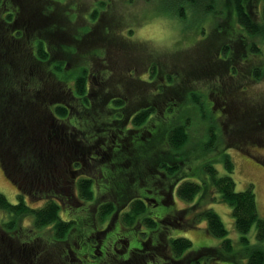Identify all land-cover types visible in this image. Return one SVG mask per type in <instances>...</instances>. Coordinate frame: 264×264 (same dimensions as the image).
I'll return each mask as SVG.
<instances>
[{
	"label": "trees",
	"instance_id": "trees-1",
	"mask_svg": "<svg viewBox=\"0 0 264 264\" xmlns=\"http://www.w3.org/2000/svg\"><path fill=\"white\" fill-rule=\"evenodd\" d=\"M44 2L35 11L27 0H0V162L19 189L16 204L0 192L6 215L0 264H264L257 194L254 185L237 190L236 165L226 150L264 148V104L238 100L235 113L236 101L228 96L234 89L226 80L208 95L179 73L161 72L157 62L146 79L139 77L132 57L152 50L136 48L114 26L105 29L106 48L122 53L128 65L97 50L107 68L81 67L69 86L68 60L78 50L62 47L68 60L54 54L60 33L68 36L73 23L52 21L53 7ZM167 3V13L204 35H195L194 43L214 42L210 48L231 78L264 80V0ZM110 5L99 1L103 9ZM102 13L94 10L91 17L96 22ZM206 24L213 30L208 35ZM76 31L78 39L71 37L84 41L88 34ZM39 71L55 79L51 90L40 89ZM199 130L200 140L194 136ZM217 202L232 209L240 253L210 208ZM203 224L223 239L220 247L194 251L190 239L175 236ZM254 228L255 244L249 237Z\"/></svg>",
	"mask_w": 264,
	"mask_h": 264
},
{
	"label": "rangeland",
	"instance_id": "rangeland-1",
	"mask_svg": "<svg viewBox=\"0 0 264 264\" xmlns=\"http://www.w3.org/2000/svg\"><path fill=\"white\" fill-rule=\"evenodd\" d=\"M99 1L101 0H56V2L54 0H45L44 2L45 5L53 7L54 11H52L53 14L51 17L54 19L52 21L57 22L59 25L68 26L71 25L70 22L73 23L71 29L68 27V36L63 35L62 33L64 32L60 33L62 39L58 40L60 42L55 43L58 50L54 54L56 60H65L66 57H70L65 54L64 49L70 51L69 48L76 47L78 50V52L76 51V55H71V60L66 59L72 72V76L68 78L69 82L67 85L73 86V76L81 67L90 66L98 72L101 69L107 68L106 65H102L105 60L100 57L102 52L99 53L100 55L95 54L99 52L97 50H102L103 48L108 51L107 56L112 63L116 64L121 60L124 66L128 65L129 59L125 56L121 57L122 53L114 51L113 47H111L112 51L106 48L108 42L105 43L103 37L105 29L107 26H114L118 30L117 34L121 35L124 39L136 41V48H149L152 50H146L145 52L137 51L132 57V59H135L136 63L134 67L137 68L138 73L136 74L139 77H144L143 75L147 72V68L157 62L161 68V72L167 73V75L169 73H179L186 79L188 86L191 88L195 86L199 89L201 88L208 95V90H211L212 87L216 88V86H219L221 81L219 82L218 80H226L234 89V93L228 96L233 97L236 101L237 111L235 108V113L240 112L238 106L241 103L246 105H250V103L256 105L264 104V80L260 83H254L246 78L247 75L243 74L231 78L229 69L225 65H222V62L218 63V58L214 56L215 50L210 48L214 42L212 41L206 44L194 43L195 40L193 39L195 35L199 36V38H202L204 35L201 32L199 34L198 28L196 29L191 24L186 25L180 22L172 13H167L170 8L167 0H112L111 5L109 4V0H107V5H110L107 9L100 7ZM33 2L35 3L33 4ZM27 3L35 11L43 6V0H27ZM97 9L103 11V13L100 19L95 22L91 16L92 12ZM45 12L44 7L41 13L45 14ZM76 29L88 34L85 35L84 41L80 42L75 40L79 36ZM130 30L132 31V35L129 34ZM205 31L208 35L213 30L209 24H206ZM71 34L75 38L71 37ZM117 34L112 37L113 41L111 44H114L115 40L119 39L117 37L119 35ZM215 40L218 43L220 42L218 38H215ZM137 42L143 43L144 46H137ZM129 47L133 49L135 45L130 43ZM209 48L212 50L210 53L208 52ZM119 77L120 71L117 70L115 72V79L119 80ZM146 77L144 78L146 79ZM36 78L39 83L41 82L39 85L40 89L51 90V82H55L52 76L44 74L41 71L37 72ZM213 84L216 86H213ZM116 87H112V89L117 90L115 89ZM244 88L245 91L243 90ZM148 92H151V90ZM238 100L241 102L240 104L237 102ZM200 131H196V134L194 133L196 139L199 140L201 135L199 134L201 133ZM226 150L236 165V171L233 177L237 185V190L244 191L250 185H254L260 214L264 218V148L254 146L251 148L250 154L237 148H231L230 146ZM212 156H216V154ZM217 167L222 175L226 174L222 163H219ZM0 192L11 203H18L19 189L8 179L1 162ZM28 201L31 204L30 200ZM177 203L180 208L187 207V204L179 199H177ZM43 204L32 203L36 207L42 206ZM210 208L214 209L221 216L229 232V238L235 245L236 253H240L242 250L240 242L241 234L235 228L232 209L229 205L222 202L212 204ZM5 218V213L0 210V226ZM31 222V219H28L25 224L28 226ZM175 236L190 239L193 242L194 251L205 247H220L223 242V239L210 235L206 230L205 224L195 230L175 231ZM249 237L253 244L257 243L255 228L251 231ZM240 264H246V260H241Z\"/></svg>",
	"mask_w": 264,
	"mask_h": 264
}]
</instances>
